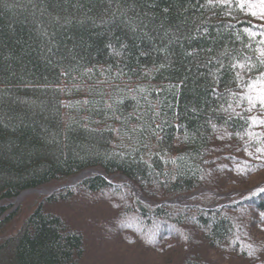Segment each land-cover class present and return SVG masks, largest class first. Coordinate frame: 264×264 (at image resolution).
Masks as SVG:
<instances>
[{
  "label": "trees",
  "instance_id": "16d2710c",
  "mask_svg": "<svg viewBox=\"0 0 264 264\" xmlns=\"http://www.w3.org/2000/svg\"><path fill=\"white\" fill-rule=\"evenodd\" d=\"M262 16L260 0H0V264H83L84 235L55 205L117 193L106 177L119 174L151 201L242 189L214 207L207 192L185 207L134 203L176 227L195 219L208 260L180 264H264V123L246 117L264 108L242 98L264 72ZM90 168L102 174L38 196L21 218V206L6 213L23 190ZM86 210L98 208L76 213ZM101 215L103 228L114 222Z\"/></svg>",
  "mask_w": 264,
  "mask_h": 264
},
{
  "label": "rangeland",
  "instance_id": "374dc122",
  "mask_svg": "<svg viewBox=\"0 0 264 264\" xmlns=\"http://www.w3.org/2000/svg\"><path fill=\"white\" fill-rule=\"evenodd\" d=\"M248 92L249 89L245 91V93ZM249 94L253 97L256 96L254 92H250ZM243 107L244 110H246L248 104ZM246 117L250 125L254 123V120L257 122V119L260 118L262 120L264 118V116H254L251 114L249 115V113ZM255 126H257V124ZM262 130H259L257 133H260ZM90 169L91 172L89 173L102 174L99 168ZM74 177L61 184H65V186L72 185L71 182ZM106 178L109 180L111 179L112 182H119L121 187L116 188L117 190L115 191L117 193L111 190H106L105 193L93 194L76 192L73 195V199L60 201L55 205V210L62 214L70 227L79 230L84 235L86 251L85 260L82 261L83 264H125L118 259L124 255L127 256L126 264L131 262H136L137 264H180L186 258L195 260L193 259L194 257L207 261L208 258L205 257L202 247H197L199 249L198 251L195 248L196 238L192 235V228L195 225L194 218L190 220L187 218L182 219L181 224L176 227L165 219L157 218L152 214H141L139 209L142 207L134 203V198H138L139 201L149 207L148 209H151L153 206L161 207L162 204L164 208H168V206L185 207L197 203L200 198L201 200H206V196H204L203 193L207 192L213 193L216 197L221 198L219 203H216L214 200L209 203L210 205H206V207H214L228 201L231 199L232 195L242 191V189H233L228 192H218L206 186H200L189 193H181L176 196H167L163 199L151 201L144 197V194H142L136 184L129 179H125L123 175L119 174L116 178L114 175H110ZM123 182H126V185L123 186V184H121ZM59 185L60 184L55 186H41L33 190L28 189V191H26V189V192L17 195L9 202L4 201L2 204L4 206L9 204L12 206L6 210V213L21 206L17 214L18 217L21 218L22 215L33 207V200L38 196L53 192ZM129 190L132 193H129ZM87 203H89L90 207L93 209L98 208L97 211L94 210L97 213L90 216V213L86 210L85 212L81 211L86 215L80 216L81 213L79 211L81 207H86ZM247 207L251 208L250 205H247ZM108 209L111 210L110 216H113L114 222L117 221V226L114 225L116 222H113V224L108 220L109 224L107 227L103 228L101 223L105 221L101 220L103 218L101 214L105 213ZM76 212L80 214L77 215ZM6 213L4 215H6ZM191 214L194 215V212H191ZM92 217L96 218L94 219ZM120 219H122L123 222H121ZM122 230L131 233V242L122 243L118 241V237H120L123 232ZM143 235H145L146 239L147 237L153 238V241L156 240L158 242L151 245L147 240L146 242L150 245L149 246L144 241ZM197 236L198 234H196V237ZM203 262L204 261L201 260V264ZM208 262L207 264H211Z\"/></svg>",
  "mask_w": 264,
  "mask_h": 264
},
{
  "label": "snow or ice",
  "instance_id": "6c2138e0",
  "mask_svg": "<svg viewBox=\"0 0 264 264\" xmlns=\"http://www.w3.org/2000/svg\"><path fill=\"white\" fill-rule=\"evenodd\" d=\"M260 2H261V6L264 7V0H260ZM209 3H211V0H209ZM165 11H167V9H165ZM252 15H256V13H252ZM262 18H264V16H262ZM245 31H247V29H245ZM252 34L255 35V33H252ZM188 54L191 55V53H188ZM262 55H264V53H262ZM161 67H163V65H161ZM221 67H223V65H221ZM236 67L244 68L245 65L243 64H239V65L233 64L232 65L233 69H235ZM250 70L251 69H249V71ZM236 77L237 79H243L240 73H236ZM247 88L249 89V92L244 93L242 98H246L248 100V103L250 104L248 111H251L252 108H255L257 106V103H259L261 108H264V72L260 73V75L256 77L255 79L250 78L247 84ZM250 92H256L255 98H253V96L249 94ZM259 122L264 123V120H260ZM257 151H260V150L258 149Z\"/></svg>",
  "mask_w": 264,
  "mask_h": 264
},
{
  "label": "water",
  "instance_id": "95a60500",
  "mask_svg": "<svg viewBox=\"0 0 264 264\" xmlns=\"http://www.w3.org/2000/svg\"><path fill=\"white\" fill-rule=\"evenodd\" d=\"M89 172H91V169H86V170H83V171L79 172V173H78V174L72 179L71 184H73V183L76 181V179L78 180V179H80V178L86 176ZM64 186H65V184H60V185L58 186V188H60V187H64ZM31 189L33 190L34 188H31ZM29 190H30V189H29ZM26 191H28V189H27ZM26 191H25V190L22 191V192L20 193V195H21L22 193L26 192Z\"/></svg>",
  "mask_w": 264,
  "mask_h": 264
},
{
  "label": "bare ground",
  "instance_id": "6f19581e",
  "mask_svg": "<svg viewBox=\"0 0 264 264\" xmlns=\"http://www.w3.org/2000/svg\"><path fill=\"white\" fill-rule=\"evenodd\" d=\"M86 170V169H85ZM83 178V177H82ZM77 180V179H76ZM78 181V180H77Z\"/></svg>",
  "mask_w": 264,
  "mask_h": 264
}]
</instances>
